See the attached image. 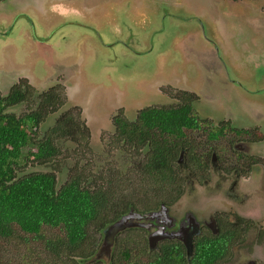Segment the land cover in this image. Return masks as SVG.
Listing matches in <instances>:
<instances>
[{
	"label": "rangeland",
	"instance_id": "1",
	"mask_svg": "<svg viewBox=\"0 0 264 264\" xmlns=\"http://www.w3.org/2000/svg\"><path fill=\"white\" fill-rule=\"evenodd\" d=\"M54 1L0 0V14L11 9L13 17L12 23L9 24L6 18L0 20V89L5 88L7 92L12 83L26 84L29 100L7 109L18 116L37 109L49 111L51 108L42 103L45 94L40 97L41 91L50 86L52 78L59 70H72V75L80 72L79 91L73 93L77 99L71 97L69 86L73 83H66L70 97L58 106V110L48 113L43 123L39 124V132L40 136L45 131L48 132L61 114L78 105L84 111L83 120L91 129L90 144L88 147L85 140L77 142L65 137L66 139L59 140L62 152L57 158L48 163H24L22 172L53 170L57 176L58 187L76 173L91 180L99 179V175L110 179L112 177L118 184L124 182L123 187L115 186L116 190L123 189L125 194L138 202L137 209L140 210L137 212L144 206H152L156 201L170 199L172 194L161 195L160 190L153 189L152 181H146V185L140 187L136 168L128 164L131 161L134 163L137 157L129 154L123 145L113 146L110 137L116 128L114 117L118 113V107L121 106L125 117L135 120L144 107L176 103V92L174 88H169V85L173 82L184 89L183 85L179 84L180 80L185 82V90L199 96L193 105L196 114L200 118H203L202 114L208 117L203 118V121L207 122L189 138L192 144H198V151L208 149L211 154V149L218 150L217 154L222 157V162L228 152L230 154L225 164L231 162V154H236L233 158L239 162L237 155L244 156L245 160L248 156L245 152L236 150L235 145L240 146V141L248 143L251 133L259 137L264 136V0H185V9L166 8L162 13L153 4V13L157 14L154 23L159 20L157 28L163 29L156 30V33L152 32V26L146 32L138 21L139 17L136 18L132 11L130 15H124L123 19L119 18L121 12L130 5L145 11L144 5H148L150 0H130L121 9L111 8L109 14L115 23L110 24L113 26L112 30L100 28L101 24L98 27L78 14L63 17L61 20L51 16L45 11V5ZM79 2L90 9L97 0ZM176 3L177 7H183L179 0ZM12 4L13 9L10 8ZM197 16L201 19L200 22ZM171 17L178 22L169 24ZM197 24H200L201 28H198ZM148 25L146 24V28ZM51 27L53 28L49 29ZM121 29L136 35V50L131 51L128 48L123 41L124 37L115 38V43L110 42L106 46V35L110 31H120L122 34ZM45 38L49 40L44 42ZM139 51L147 53L138 54ZM165 51L167 52L162 55ZM242 54L248 59L253 58L252 60L263 63L258 68V65L245 59ZM113 59L116 60L111 61ZM109 65H113L115 73L106 70ZM214 66H220L222 70L223 66H229L233 82H230L227 76L222 78L220 71H215ZM177 67L179 70L170 72ZM22 71L31 76V81L37 87L27 83L29 79H24L23 75L26 74ZM236 80L241 82L243 87L238 85ZM220 126L228 133V136L223 134L221 143L211 137V132ZM238 129L249 132H238ZM229 140L233 142L232 149H229ZM251 143L252 152L248 153L257 152V155L264 156V139L260 144ZM28 149L25 148V151ZM135 165L137 167V164ZM226 166L229 167L225 165V168ZM215 167L211 164L209 181L206 185L199 186L192 183L194 178L187 167L185 168L183 174L185 180H188L185 185L186 195L172 204V213L182 216L185 209H191L200 217L208 219L212 214L210 211L219 206L224 209L222 211L228 213L226 217L229 218L232 212H237L252 218L263 228V173L257 170L255 173L254 169L250 176L242 177L235 170L226 172ZM119 170L125 181L121 179L120 172L116 173ZM113 173L116 174L112 175ZM193 185H196L195 189ZM119 194L123 196V193ZM231 194L238 201L229 198ZM259 197L262 198L258 199ZM257 199L262 209L258 208ZM205 214L210 215L205 217ZM57 231L56 228L44 227V233L47 235H54ZM91 231L97 234L96 237L102 234L93 229ZM139 232V235L131 231L122 234L120 239L123 241H119L122 244L116 241L113 253L118 252L119 246L135 247L149 238L148 230L139 229ZM128 238H133V242L125 241ZM248 239V244L238 247L234 257L227 259H232L229 264H247L248 261L264 264V239L258 241L254 231ZM42 242L41 239L32 234L26 235L18 228L13 239H0V264L52 262L37 256L38 252H42ZM246 245L251 248L248 249ZM142 253L137 252L136 255ZM146 255L144 253L140 259ZM103 261L108 264L107 259L103 258Z\"/></svg>",
	"mask_w": 264,
	"mask_h": 264
},
{
	"label": "trees",
	"instance_id": "2",
	"mask_svg": "<svg viewBox=\"0 0 264 264\" xmlns=\"http://www.w3.org/2000/svg\"><path fill=\"white\" fill-rule=\"evenodd\" d=\"M187 99L189 101L181 106L143 108L135 122L116 119L120 137L137 145V152L140 147H150L145 154V163L140 166L143 181L148 177L152 180L156 176L167 178L168 170H174L182 150H185L188 162L196 161L195 164L201 165L198 161L203 160L204 151H198V144L195 146L189 138L207 120L203 121L196 114L190 95ZM25 100L20 87L7 97L0 96V239H13L19 228L26 235L32 234L43 241L42 252L37 256L52 261L47 264H104L103 259H91L101 240V235L96 237L91 229L101 233L124 211L115 204V193L108 191L103 181L92 186L85 184V178L74 176L58 187L53 171L22 172L24 163H45L59 156L61 149L55 138L64 135L67 129L60 123L52 133L41 137L39 124L45 110L37 109L20 116L7 111L10 106ZM42 103L46 107L58 106L50 91L44 95ZM211 134L214 135V130ZM27 147L29 149L25 151ZM44 227L58 231L47 235ZM130 231L140 234L138 228ZM235 239L230 228L218 234L208 232L197 238L189 257L186 247L179 241L166 240L150 249L145 240L135 247L119 246L111 264H222L231 255ZM120 240L123 241L116 238L118 243ZM137 252L147 255L140 259Z\"/></svg>",
	"mask_w": 264,
	"mask_h": 264
},
{
	"label": "flooded vegetation",
	"instance_id": "3",
	"mask_svg": "<svg viewBox=\"0 0 264 264\" xmlns=\"http://www.w3.org/2000/svg\"><path fill=\"white\" fill-rule=\"evenodd\" d=\"M179 3H181V4L183 3V7L179 8V7H177L178 5H174L173 6L174 9L175 10L185 9V6H184L185 5V0H179ZM20 6L23 7V5H20ZM12 7H14V4L10 5V8H12ZM166 8L167 7H162V9L160 10V13H162ZM20 9H22V8H20ZM26 9H27V7H26ZM197 15L200 16L198 13H197ZM200 17H202V16H200ZM5 18L7 19V21H8L7 23L8 24H9V22L12 23L13 17H11V9H10L9 12H2L0 14V20L1 21L3 19H5ZM198 21L200 22L201 19L199 18ZM176 22H178V20L175 19L174 17H171V19L169 21V24L170 23L176 24ZM158 24H159V20H157L153 24V26H152L154 28V30L152 31L153 33H156V30H161V28L160 29L157 28ZM160 25H162V21L160 22ZM50 26L51 25H48V27H50ZM196 26L198 28H201L200 24H197ZM52 28L53 27H51L49 29H52ZM121 30L123 32L122 34H121L120 31L119 32L110 31L106 35L107 41H108V42H106V44H107L106 46H108V44H110V42H111V44L115 43V41H113L115 38L119 37L118 39H120L121 37H124L123 41H124V43L126 45H128V48L131 51L136 50V46H135V43L137 42L136 35L133 34L130 31L127 33V32H124L123 29H121ZM161 31H160V33H161ZM112 33H114V34H118L119 33L120 35H113ZM68 36H70V35H68ZM132 39H133V42H132ZM48 40H49V38H45L44 42H46ZM116 41H118V40H116ZM105 49L107 50V48H105ZM145 53H147V52H145V51H139L138 52V54H145ZM246 59L247 60H252L253 58L252 59H248V57H247ZM114 60H116V59H113L111 61H114ZM252 62H253L254 65H258V68L260 67L259 65L263 63V62H261L259 60H252ZM223 67H224V69L222 70L220 66H214L215 71H220L219 74H220V76L222 78L224 76H227L228 80L230 82L231 81L233 82L234 79L232 77H230V73H229V70H228L229 66H223ZM106 70L110 71V72H114V73L116 72L115 68L112 69L110 67H107ZM176 70H179L178 67L176 69H171L170 72H173V71H176ZM22 72H25V71H22ZM25 74L26 75H23L24 79H26V80L29 79V81L27 83L37 87V85L34 82L31 81V76L29 74H27V72H25ZM80 74H81L80 72H77L76 75H72V70H70V71L68 70V72L63 71V69L59 70L57 75L52 78V83L50 84V86L47 89L41 91L42 93L40 94V97H43L44 94H47V92L50 91V92H52V95H54L55 98L57 99V105L59 106L60 103H62L63 101L65 102V101L68 100V96L70 97V91H69V88H70L71 91H72L71 97L76 98L74 96V94L79 91V84L81 82L78 79V75H80ZM119 76H120V74H119ZM20 79L22 80V78H20ZM235 82H237L238 85L243 87V84L241 82H239L238 80H236ZM66 83H73V84H71L69 86V88H68ZM179 84L183 85L184 89L179 87V85H177V84H175L173 82L170 83L169 88H174V90L176 92L175 97L177 98V102L176 103L173 102V104L166 105V106H181V105L185 104L186 101H189L187 99V97L189 95L192 98V104L194 105L195 101L198 99L199 96L196 93H193L191 91L185 90V82L184 81L180 80ZM18 87L23 89V92H24L25 97H26L25 101H28L29 99L27 97V94H28L29 91H28V88H27L26 84L24 85L22 82L12 83V85L9 88V91H7V92H6L5 88L4 89H0V91H1L0 92V96L7 97L11 93L12 90H14L15 88L17 89ZM175 87H177V88H175ZM246 89H247V87H246ZM5 93H7V94H5ZM57 107L56 108L49 107V108H51L49 111L45 110L44 111V118L41 120L40 123H43L44 119L47 117L49 112L58 110L60 108V107H58V108ZM147 107H149V106H147ZM144 108H146V107H144ZM140 111H139V113H140ZM83 112H84L83 109L81 107H79L78 105H76L73 108H71V109L65 111L63 114H61L59 116V118L56 119V121H57L56 124L49 128L48 132L52 133L53 130L55 129V126L60 125V123H63V125H65L67 127V129L65 130L64 135L60 136L59 138H55V141L58 142V145H59V147L61 149V152H62V147L59 144V140H63V139H66V138H70L71 140L77 141V142H79L81 140H85L86 143H87V146L89 147L90 138H91V129H90V127L86 124V122L82 118V113ZM139 113H138V115H139ZM138 115H136V116L138 117ZM201 116L203 118L208 119V117L206 115L202 114ZM117 118H123V119H126V120L130 121V122H135L137 120V118L135 117L136 118L135 120L128 119L127 117L124 116L123 109H121V106L118 107V113L114 117V125H115L116 128H115L114 133H112V136L110 137V142H113V146L123 145V148L128 150L129 154H133V155H135L137 157V159L135 160L134 163H133V161H131L128 164L129 165H134V169L136 168L137 172L136 171L135 172L137 174L140 187L141 186H145L146 185V183H145L146 181H149V182L152 181L151 183H152L153 189L154 190L155 189L156 190H160L159 193L161 195H166V194L171 195L172 194L170 199H167V200H164V201H156V202L153 203L152 206H149V205L148 206H144L141 209V211L144 214L146 212L156 211L159 208H161V206H163V205H166L167 207H169V214H171L172 217L175 218V220H176L175 223L167 225V224H165L163 222L162 216H160V217L156 218V220H154V222H152L153 224H155V227L153 228L154 230L159 228L158 224H165L166 225L165 228H167L168 230H174L175 232H179V230L181 228H182V231H183V228H184V230L188 229L189 233L191 234V237L193 238V242H192L193 248L191 250V251H193L195 243H196V240H197V238L199 236L204 235V234H206L208 232H211L213 234H218L221 230L230 228V229L233 230V232L235 233V237H236L234 245H232V253L230 255L231 258H232V256L234 257V252H235V250L238 247H241V246H243L245 244H248V242H249L248 238H249L251 233L253 234V231L255 233H257V240L258 241H260L261 238L264 239V227L261 228L260 226H258L259 224L256 221H254L252 218L244 216V215H241V214H239L237 212H232V214L228 218V217H226V215L228 213L222 211L224 209H222L219 206H217V207L215 206L214 209H212L210 211V214L211 213L212 214L211 215L208 214V215H210L208 219L207 218H203L202 216L200 217L198 215V213H196V211L191 210V209H189V210L185 209L184 210V214L182 216H178V215L173 214L172 210H171L172 204L175 203L176 201H178L184 195H186L185 185L188 183V180L187 181L185 180L186 179L185 178V174H183V172L185 171L186 167L188 169V172L191 174L192 178H194L192 183H194V184L197 183L198 186L200 184L206 185V182L209 181V178H210V175H211V171H212L211 164L214 167L216 166L215 168H221L223 171H226V172H232L233 170H235L242 177L250 176L251 172H253L254 169H255V173L257 171L258 172H262L263 176H264V156L257 155L258 154L257 152L248 153V152H252L251 151L252 150V146H250V143L252 142L251 144H254V143L255 144H260L259 142L262 139H264V136L259 137L257 134L251 133L250 140L248 141V143L245 144V142L240 141L241 142L240 146L239 145H235V149L236 150H240V151L246 153V155L248 156V158L246 160H245L244 156L241 157V156L237 155V159L239 160V162H238L236 159L233 158V156L236 155V154H231V160H230L231 162L228 161L227 162L228 164H225L226 163V158L229 156L230 153L226 152L227 157L222 162L221 161L222 157L219 154H217L218 150L211 149V154H210L209 150L207 149V150L204 151V154L201 157V158H203V160L202 161H198V162H202L201 165H198V164H195L196 161L188 162V159L186 158L185 150H182L179 153V155L177 156V159L175 161L174 168H173L174 170H168L169 174H168L167 178H162V176H156L157 178H154L153 180L149 179V177H148L147 179H145V181H143L142 178H141L142 173H141V167L140 166H142L143 162L145 163V154H146L147 150L150 149V147L149 146L140 147L139 148L140 152H137L136 151L138 149L136 147L137 145H134V144H131V143L129 144L124 137L121 138L120 137V133H119V129H118V125L116 123V119ZM62 121H65V122H62ZM48 132L45 131L43 134H41V137H44L46 135V133H48ZM224 133H226L227 134L226 136H228L227 131L222 126H220V127H217V128L214 129V135L215 136L213 135L211 137L213 139L219 140V142L221 143L222 136H223ZM39 134H40V132H39ZM78 136H80V137L82 136V137H85V138L80 139V138H78ZM229 142H230L229 149H232V143L233 142L230 141V140H229ZM128 152H126V153H128ZM238 153L239 152H237V154ZM212 156L214 158H212ZM244 161L246 162L245 165H244ZM45 163H48V162H45ZM135 164H137V167H136ZM225 165L229 166V167L226 166L228 169L225 168ZM254 167H257V168H254ZM51 171H53V170H51ZM118 172H120V170L117 171L116 173H118ZM116 173H113L112 175H115ZM119 174L121 176V179L123 181H125V179H124L125 177L123 178V176L121 175V172ZM74 176H80V177L85 178L86 179L85 180V184H88V185L92 184V186H95L94 184H98L101 181L105 182L107 184L106 188L108 189V191H111V192L115 193V201H116L115 204L118 205L120 210L124 211L122 214L128 213L131 210V208H134L135 211L138 210L137 209V207H138V204H137L138 202L137 201H134L130 196L125 194L123 189L116 190L115 186L123 187L124 182H122L121 184H118V183L114 182L112 177L110 179L109 177H106V176H103V175H102V177L99 175V177H98L99 179H93L92 178V180H91V178L86 177V176H84V175H82L80 173H76V174L71 175L68 178V180L71 177H74ZM105 178H106V180H104ZM195 188H196V185H193V189H195ZM120 192L123 193V196H120V194H119ZM262 192H263V195H264V189L262 190ZM229 198L235 199V200L238 201V199L235 196H233L232 194H231V197H229ZM261 198L262 197H259L258 199H261ZM258 199L256 200V203L258 204V208L262 209L261 206L259 205L260 201ZM189 212L194 213L195 216L197 217V219L199 221L198 226L192 227L188 223V220H185V218H186V216L188 215ZM206 215L207 214H205L204 216L207 217L208 215L207 216ZM167 218H168V215H167ZM144 221L146 223L149 222L147 220H144ZM109 224H107L101 230L102 234H101V240H100L99 244L102 243L103 235H104L103 233H104L105 229L107 228V226ZM214 227H216V230H214ZM134 228H138V230L140 229V230H143V231H147L148 230L145 227H131V228L123 230L120 234H118L117 240L119 239V237L122 234L127 233L131 229H134ZM193 228H195V229H193ZM184 238H185V236H184ZM263 239H262V241H263ZM146 240H147V243L149 244V238L146 239ZM166 240L179 241V242L183 243L184 246L186 247L185 242H184L185 240L183 241V240H180L179 238H176V239H168V238L167 239H161V240H159L157 242V246H159L161 243L165 242ZM246 247L248 249L251 248L249 245H246ZM186 250H187V247H186ZM187 255H188V257L191 256L190 253H188V251H187ZM231 261H232V259H229V260H226V261L222 262V264H229V262H231ZM248 263L249 264H257L256 261H253V262L248 261Z\"/></svg>",
	"mask_w": 264,
	"mask_h": 264
},
{
	"label": "water",
	"instance_id": "4",
	"mask_svg": "<svg viewBox=\"0 0 264 264\" xmlns=\"http://www.w3.org/2000/svg\"><path fill=\"white\" fill-rule=\"evenodd\" d=\"M80 0H55L54 2L47 3L45 5V11H48L51 16L59 17L61 20L63 17H72L73 15L76 16L77 14L83 18L89 19L90 22H94L96 26L100 25V28H108L112 30L110 24H115L112 22V16L109 14L111 8L121 9L125 5L128 4L130 0H97L90 9L85 8L82 6V3L79 2ZM86 1V0H85ZM150 0L148 5H144L146 7L145 11H141L139 9H135L133 6H127L122 12L119 18L123 19L124 15H130V12H134L136 18L139 17L138 21L142 24L143 29L147 32L149 27L153 26L155 19L157 18V14L153 13V4L156 5L157 9L160 11L162 7L167 8H174V5H177V0ZM78 2V4H77ZM49 9H46V7ZM130 7V8H129ZM150 12V13H149ZM149 13V14H148ZM151 14V16H149ZM146 24H149L146 28ZM107 25V26H106ZM99 27V26H98ZM96 46V45H95ZM98 48V46H96ZM98 50V49H97ZM167 51L163 52L166 53ZM246 54V53H245ZM182 55V54H181ZM242 56L246 59L247 56ZM112 64V63H110ZM113 65L106 66L113 68ZM161 67V66H159ZM234 67V66H231ZM157 68V67H156ZM156 72V71H155ZM154 72V73H155ZM143 109V108H142ZM168 215V218H167ZM162 216L163 222L165 224H172L175 223V218L169 214V207L166 205L161 206L159 210L141 213L135 211L134 208L121 215L118 219L110 223L104 231L103 241L100 244L99 248L97 249L95 255L91 259H107L108 264H111V259L113 256V247L116 243V238L118 234H120L123 230L130 228V227H145L149 231V247L150 249H155L157 247V242L161 239H176L179 238L180 240H185V245L187 247L188 253H191L193 245V238L189 233L188 229L182 228L179 232H175L174 230H168L165 224H158L159 228L154 230L155 227L154 220L156 218ZM186 216V215H185ZM147 220L149 222H145ZM185 220H188V223L192 227H196L199 224V221L194 213L189 212L186 216ZM157 225V224H156ZM195 229V228H193ZM216 230V227H214ZM185 236V238H184Z\"/></svg>",
	"mask_w": 264,
	"mask_h": 264
}]
</instances>
